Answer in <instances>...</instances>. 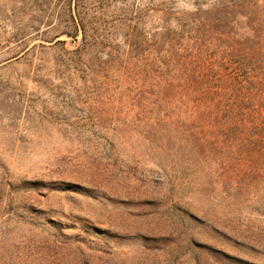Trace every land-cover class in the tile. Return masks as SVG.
Segmentation results:
<instances>
[{"label":"rangeland","instance_id":"1","mask_svg":"<svg viewBox=\"0 0 264 264\" xmlns=\"http://www.w3.org/2000/svg\"><path fill=\"white\" fill-rule=\"evenodd\" d=\"M77 9L100 33L80 52ZM226 11L264 23V0H0V264H264V184L221 179L126 93L147 42Z\"/></svg>","mask_w":264,"mask_h":264},{"label":"trees","instance_id":"2","mask_svg":"<svg viewBox=\"0 0 264 264\" xmlns=\"http://www.w3.org/2000/svg\"><path fill=\"white\" fill-rule=\"evenodd\" d=\"M229 14L180 22L147 42L142 62L137 54L132 67L123 65L126 93L138 121L172 127L221 179L264 184V23L235 25ZM97 25L90 10H71L63 33L74 40L82 33L80 52L97 42Z\"/></svg>","mask_w":264,"mask_h":264}]
</instances>
